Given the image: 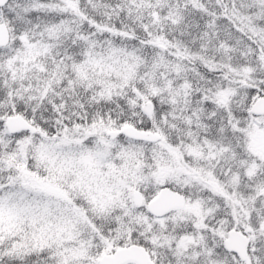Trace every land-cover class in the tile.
I'll return each instance as SVG.
<instances>
[{
  "label": "snow or ice",
  "instance_id": "snow-or-ice-1",
  "mask_svg": "<svg viewBox=\"0 0 264 264\" xmlns=\"http://www.w3.org/2000/svg\"><path fill=\"white\" fill-rule=\"evenodd\" d=\"M0 264H264V0H0Z\"/></svg>",
  "mask_w": 264,
  "mask_h": 264
}]
</instances>
